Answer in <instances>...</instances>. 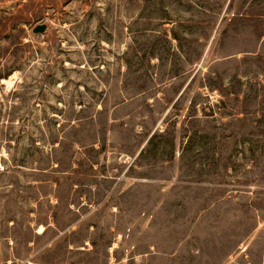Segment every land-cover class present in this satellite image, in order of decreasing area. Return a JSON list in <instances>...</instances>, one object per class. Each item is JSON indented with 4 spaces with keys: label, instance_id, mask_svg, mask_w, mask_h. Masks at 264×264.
<instances>
[{
    "label": "rangeland",
    "instance_id": "1",
    "mask_svg": "<svg viewBox=\"0 0 264 264\" xmlns=\"http://www.w3.org/2000/svg\"><path fill=\"white\" fill-rule=\"evenodd\" d=\"M0 264H264V0H0Z\"/></svg>",
    "mask_w": 264,
    "mask_h": 264
},
{
    "label": "water",
    "instance_id": "2",
    "mask_svg": "<svg viewBox=\"0 0 264 264\" xmlns=\"http://www.w3.org/2000/svg\"><path fill=\"white\" fill-rule=\"evenodd\" d=\"M43 29V25H37L36 27H35V30L36 31H40V30H42Z\"/></svg>",
    "mask_w": 264,
    "mask_h": 264
},
{
    "label": "bare ground",
    "instance_id": "3",
    "mask_svg": "<svg viewBox=\"0 0 264 264\" xmlns=\"http://www.w3.org/2000/svg\"><path fill=\"white\" fill-rule=\"evenodd\" d=\"M40 227V226H39ZM40 229L42 230V226L40 227Z\"/></svg>",
    "mask_w": 264,
    "mask_h": 264
},
{
    "label": "trees",
    "instance_id": "4",
    "mask_svg": "<svg viewBox=\"0 0 264 264\" xmlns=\"http://www.w3.org/2000/svg\"><path fill=\"white\" fill-rule=\"evenodd\" d=\"M151 137H152V136H151ZM151 137H150V138H151Z\"/></svg>",
    "mask_w": 264,
    "mask_h": 264
}]
</instances>
